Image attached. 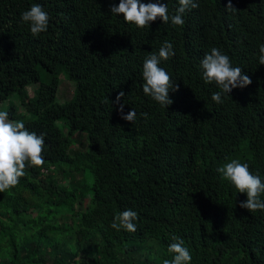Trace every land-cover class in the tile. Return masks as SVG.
I'll return each mask as SVG.
<instances>
[{
  "label": "trees",
  "instance_id": "1",
  "mask_svg": "<svg viewBox=\"0 0 264 264\" xmlns=\"http://www.w3.org/2000/svg\"><path fill=\"white\" fill-rule=\"evenodd\" d=\"M119 2L0 0V103L16 98L5 111L44 136L45 161L0 193V264H47V254L48 264H163L173 235L190 264H264V211L241 208L247 195L217 172L237 159L264 182V0H196L182 27L158 18L144 29L111 14ZM159 2L170 17L179 7ZM33 3L50 17L36 37L21 21ZM165 41L175 55L160 66L179 86L167 108L142 90L143 62ZM212 48L252 81L223 103L202 79L200 62ZM61 73L74 90L59 103ZM121 91L123 114L136 112L133 125L114 103ZM79 133L83 149L74 147ZM58 172L83 181L60 182ZM128 209L138 214L137 230L113 229ZM64 216L71 221L60 225Z\"/></svg>",
  "mask_w": 264,
  "mask_h": 264
},
{
  "label": "clouds",
  "instance_id": "2",
  "mask_svg": "<svg viewBox=\"0 0 264 264\" xmlns=\"http://www.w3.org/2000/svg\"><path fill=\"white\" fill-rule=\"evenodd\" d=\"M179 7L171 17L165 3L147 2L141 0H120L118 6L110 8L111 14L123 15L124 22L134 24L140 29L149 28L158 18L165 24L171 21L173 26H183L182 18L186 11L199 7L196 0H178ZM228 10L237 11L229 2ZM49 14L37 3L21 15V21L29 25L33 37L47 31ZM260 65H264V44L259 45ZM175 55L172 43L165 41L157 53H150L143 62V85L145 96L150 97L161 107L167 108L173 101L169 97L170 91H178L179 86L173 84L170 75L160 66L161 61H167ZM202 79L206 85H215L219 91L212 94L211 99L216 103H223L222 95L229 96L233 89H243L252 81L240 67H233L228 55L222 54L217 48H212L200 62ZM125 94L121 91L116 97L115 104L119 105L121 118L132 125L136 121V112L132 109L127 115L123 114L124 105L121 102ZM44 136L29 131L23 121L9 119L7 111H0V193L18 185L19 179L25 175L26 167H41L44 164L42 155ZM221 179L230 182L238 193L246 194V202L239 206L250 213L264 211V182L258 175H253L247 163L231 159L217 168ZM138 219L137 212L128 209L117 213L111 227L117 231L121 229L134 233L137 228L134 223ZM174 243L168 247L171 259H165L163 264H190L192 256L185 246L184 240L173 235Z\"/></svg>",
  "mask_w": 264,
  "mask_h": 264
},
{
  "label": "rangeland",
  "instance_id": "3",
  "mask_svg": "<svg viewBox=\"0 0 264 264\" xmlns=\"http://www.w3.org/2000/svg\"><path fill=\"white\" fill-rule=\"evenodd\" d=\"M42 78H44L43 74L41 75ZM69 78L66 76V74L64 73H61L59 75V82H58V102L59 103H62L63 101H66V100H69L71 97H72V94H73V90H74V84L72 81L68 80ZM34 87H30L28 89V95L29 97H33L34 96V90L35 88H37V84H34L33 85ZM34 88V89H33ZM11 100V103H14L15 105H18V101L16 100L15 97H12L10 98L9 100L7 101H4L2 103H0V111H5L6 110V107L11 105L9 102ZM18 112L19 113H24L23 109L20 108L18 106ZM58 123H60L59 125H61V122L59 121ZM76 139V144H75V148L78 149H83L85 146H86V139H85V136L84 134L82 133H79L76 135L75 137ZM66 174V173H65ZM55 176H57V179L60 181V182H63L66 178V180L70 183H74V184H77V183H81L83 181V177L79 174H75V173H67L65 176L64 174H62V172H58L57 174H55ZM88 197L86 196L85 197V203L84 205L86 206L88 204ZM71 221L70 217L69 216H64V217H60L58 219V222L60 225H63L64 223H67L69 224ZM46 263H50V260L48 258V254H47V258H46Z\"/></svg>",
  "mask_w": 264,
  "mask_h": 264
}]
</instances>
